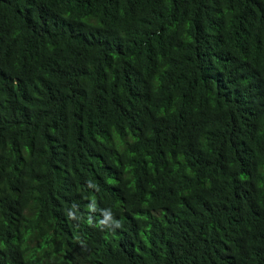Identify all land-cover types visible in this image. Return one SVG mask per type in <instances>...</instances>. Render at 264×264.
<instances>
[{"label":"trees","instance_id":"obj_1","mask_svg":"<svg viewBox=\"0 0 264 264\" xmlns=\"http://www.w3.org/2000/svg\"><path fill=\"white\" fill-rule=\"evenodd\" d=\"M0 264H264V0H0Z\"/></svg>","mask_w":264,"mask_h":264},{"label":"clouds","instance_id":"obj_2","mask_svg":"<svg viewBox=\"0 0 264 264\" xmlns=\"http://www.w3.org/2000/svg\"><path fill=\"white\" fill-rule=\"evenodd\" d=\"M110 218V217H109Z\"/></svg>","mask_w":264,"mask_h":264}]
</instances>
